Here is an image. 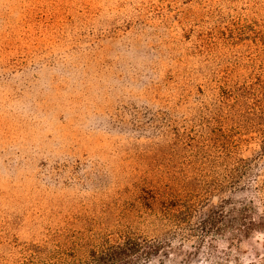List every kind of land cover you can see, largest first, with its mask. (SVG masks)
<instances>
[{
  "label": "rangeland",
  "instance_id": "1",
  "mask_svg": "<svg viewBox=\"0 0 264 264\" xmlns=\"http://www.w3.org/2000/svg\"><path fill=\"white\" fill-rule=\"evenodd\" d=\"M255 78L264 0H0V264L127 235L169 239L150 264H264L263 140L219 100Z\"/></svg>",
  "mask_w": 264,
  "mask_h": 264
},
{
  "label": "trees",
  "instance_id": "2",
  "mask_svg": "<svg viewBox=\"0 0 264 264\" xmlns=\"http://www.w3.org/2000/svg\"><path fill=\"white\" fill-rule=\"evenodd\" d=\"M255 81L256 82H252L251 84H239L229 89L222 88L221 93H219V100H231L232 104L240 103L244 104L246 108H248V112L251 114V117L253 119H249V121L245 123V127L247 129L257 130V133L263 140L262 146L264 147V80L255 78ZM259 121H263V123H260ZM240 161V163H236L235 165L233 163H235L236 161H234L232 163V166L228 167L229 172L237 177H239L242 172H247L246 174H250V164L248 165L241 159ZM245 163L247 164V166H245ZM143 192L149 195V193H146L145 190ZM149 197L151 200L150 202L158 203V199L156 198V196H153L151 194ZM166 206L167 202H165V205L162 206L161 210H165ZM162 213H164V211ZM169 213V218H166L165 216L164 218H166V221L171 225L178 226V228L187 227L192 231L194 230V228L199 227V230H201L203 235L208 232V229L210 228L209 226H212V222L216 220V217L214 218L210 216L206 221L203 219L201 222L194 225L188 219L190 216V210L185 211L184 209L179 210L175 213ZM221 215L223 216L222 212L217 213L218 218H220ZM249 223H253V221ZM261 225L264 226L263 223ZM216 229H218V226H216L213 231H215ZM228 242L229 244H232L233 240H229ZM169 243L170 241L168 238H165L163 241H158L155 239H147L127 235L123 236V238H121V240L118 242L111 243L104 241L103 243H99L98 245L91 246L88 249L87 254L83 258H70L67 260L59 258L51 264H150V259L160 251H162L164 249V246L170 247V245H168ZM212 247L213 246H211V244L210 246H208V250H211V252L213 250Z\"/></svg>",
  "mask_w": 264,
  "mask_h": 264
}]
</instances>
